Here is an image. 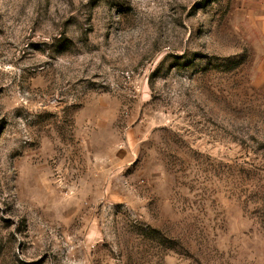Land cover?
Listing matches in <instances>:
<instances>
[{"label":"rangeland","instance_id":"374dc122","mask_svg":"<svg viewBox=\"0 0 264 264\" xmlns=\"http://www.w3.org/2000/svg\"><path fill=\"white\" fill-rule=\"evenodd\" d=\"M0 264H264V0H0Z\"/></svg>","mask_w":264,"mask_h":264}]
</instances>
